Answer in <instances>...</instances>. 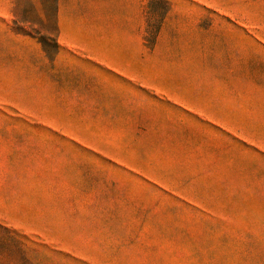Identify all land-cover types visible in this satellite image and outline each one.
Here are the masks:
<instances>
[{"label": "rangeland", "instance_id": "1", "mask_svg": "<svg viewBox=\"0 0 264 264\" xmlns=\"http://www.w3.org/2000/svg\"><path fill=\"white\" fill-rule=\"evenodd\" d=\"M51 1L0 0V264H264V0H139L128 80Z\"/></svg>", "mask_w": 264, "mask_h": 264}, {"label": "crops", "instance_id": "2", "mask_svg": "<svg viewBox=\"0 0 264 264\" xmlns=\"http://www.w3.org/2000/svg\"><path fill=\"white\" fill-rule=\"evenodd\" d=\"M56 57L70 49L98 63L111 64L122 78H132L138 59L139 0H52ZM147 20V15H146Z\"/></svg>", "mask_w": 264, "mask_h": 264}]
</instances>
